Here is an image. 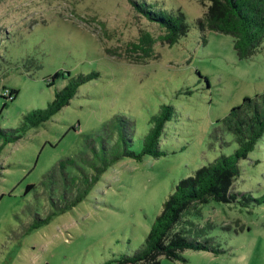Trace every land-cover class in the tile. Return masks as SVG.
Segmentation results:
<instances>
[{"label":"rangeland","instance_id":"obj_1","mask_svg":"<svg viewBox=\"0 0 264 264\" xmlns=\"http://www.w3.org/2000/svg\"><path fill=\"white\" fill-rule=\"evenodd\" d=\"M134 1L180 10L187 34L169 45L129 0H0V129L19 127L70 77L97 73L18 140L2 144L0 137V264H116L142 244L178 180L235 149L231 134L223 133L222 146L210 134L232 106L264 89V37L241 59L229 34L207 31L202 42L199 0ZM56 71L64 76L48 85ZM8 89L17 91L11 100L3 96ZM163 105L173 107L159 138L163 155L114 161L80 202L55 210L50 198L61 204V176L41 181L58 160L72 157L91 174L81 163L90 156L87 139L115 116L131 121L130 148L140 152ZM238 169L232 190L261 202L199 204L197 214L185 215L191 235L211 237L219 250L185 249L183 260L160 255V264H264V134ZM66 171L78 176L73 165ZM47 215V223L30 227Z\"/></svg>","mask_w":264,"mask_h":264},{"label":"trees","instance_id":"obj_2","mask_svg":"<svg viewBox=\"0 0 264 264\" xmlns=\"http://www.w3.org/2000/svg\"><path fill=\"white\" fill-rule=\"evenodd\" d=\"M131 1L150 21L157 23L164 31L159 38L167 41L169 45L177 42L188 32V24L184 14L177 10L168 13L162 10H153L147 4ZM205 7L202 17L196 19V25L201 33L202 42H206V32L215 31L231 35L233 48L239 58H247L255 54L261 47L264 37V0H199ZM64 73L56 71L48 85ZM97 76L96 72L78 74L70 77L67 84L54 92V97L44 108L32 109L22 117V123L17 128L0 129L2 144L14 142L21 138L29 128L36 127L51 118L62 107L69 103L78 87ZM3 94L13 99L17 91L8 89ZM6 95V96H5ZM173 112L171 105H163L160 111L150 119V128L142 138L140 152L130 148L133 140V127L131 121L124 116H115L104 124L101 135L87 139V148L90 156H82L81 163L91 169L86 173L81 165H77L74 158L66 157L57 161L41 181L51 179L53 184L61 176L60 198L58 201L50 198L55 210L64 212L78 202L88 193L91 186L99 180L100 175L114 161L129 157L141 160L144 155L159 157L164 152L159 148V138L163 126L170 120ZM220 126L215 127L210 134L214 142L220 146L227 144L223 140V133L232 135L236 147L230 154H220L213 160L196 168L193 174L183 177L174 185L172 192L162 202V208L150 225L142 244L132 253L120 254L115 259L116 264H160L157 256H164L171 260H179L185 249L217 251L211 237L199 239L191 235L189 221L185 215L198 213V205L210 200L222 203L247 201L260 203L259 199L251 198L244 193L232 190V184L239 173L238 161L245 158L258 139L264 134V89L252 96L243 97L242 101L232 106L227 114L220 120ZM114 137L111 142L108 139ZM76 167L77 175L67 174V166ZM33 185H27L26 190ZM49 215L35 220L30 227L36 228L47 223ZM107 264V263H105Z\"/></svg>","mask_w":264,"mask_h":264}]
</instances>
